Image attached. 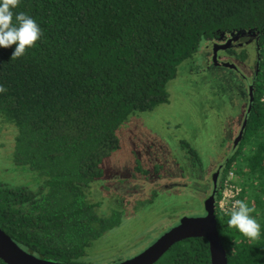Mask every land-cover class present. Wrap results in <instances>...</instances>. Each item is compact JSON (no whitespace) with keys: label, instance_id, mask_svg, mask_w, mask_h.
I'll use <instances>...</instances> for the list:
<instances>
[{"label":"trees","instance_id":"1","mask_svg":"<svg viewBox=\"0 0 264 264\" xmlns=\"http://www.w3.org/2000/svg\"><path fill=\"white\" fill-rule=\"evenodd\" d=\"M13 11L31 16L42 36L19 58L15 45L0 48V117L16 126L14 161L35 173L38 188L0 180V227L38 257L84 264L123 221V210L101 214L102 202L89 197L121 147L120 126L169 102V82L202 41L252 30L260 69L243 138L226 159L216 220L229 264H264V0H20ZM182 146L200 160L188 141ZM136 170L147 173L140 163ZM231 172L237 198L261 225L255 241L229 227L230 208L219 205ZM154 264H212L209 241H179Z\"/></svg>","mask_w":264,"mask_h":264},{"label":"rangeland","instance_id":"2","mask_svg":"<svg viewBox=\"0 0 264 264\" xmlns=\"http://www.w3.org/2000/svg\"><path fill=\"white\" fill-rule=\"evenodd\" d=\"M209 42L202 41L198 53L179 66L176 78L168 84V103L151 111L134 112L118 129L121 147L107 158L105 175L92 184L89 197L102 202L101 214L123 210V221L96 241L84 264H115L129 259L153 244L181 217L205 215V194L195 188L194 181L187 183L189 173L182 172L186 171L184 157H188L182 142L188 141L202 162L213 164L210 169L215 171L236 150L234 140L245 119L241 103L244 101L247 108L250 101L243 83L233 80L234 72L207 61L212 50ZM245 50L253 67L255 41ZM223 54L226 57V52ZM250 81H245L246 87ZM15 131V125L0 117V180L37 189L35 173L14 161ZM140 159L147 173L136 170ZM227 187L225 184L223 195H227L224 207L228 209L234 201L231 187ZM233 190L235 193L236 188Z\"/></svg>","mask_w":264,"mask_h":264},{"label":"water","instance_id":"3","mask_svg":"<svg viewBox=\"0 0 264 264\" xmlns=\"http://www.w3.org/2000/svg\"><path fill=\"white\" fill-rule=\"evenodd\" d=\"M258 36L256 31L240 30L232 32L231 37L225 44H214V62H217V52L220 48H229L230 43L240 38V36ZM224 66H235L234 63L225 62ZM253 86L250 87L251 100L248 111L251 110V102L254 99L252 93ZM247 114L241 127L239 135L234 140L237 148L241 142L247 125ZM231 156V155H229ZM213 193L204 201L206 213L203 216H183L178 224L162 234L153 244L139 254L120 261L115 264H154L156 263L175 243L191 237H204L209 241L212 264H229L227 250L224 247L216 220V201L218 190L215 179ZM217 186V187H216ZM0 258L7 264H65L54 260L38 257L21 247L6 231L0 227Z\"/></svg>","mask_w":264,"mask_h":264},{"label":"flooded vegetation","instance_id":"4","mask_svg":"<svg viewBox=\"0 0 264 264\" xmlns=\"http://www.w3.org/2000/svg\"><path fill=\"white\" fill-rule=\"evenodd\" d=\"M226 35H227V37H224L223 39L222 38L221 39L215 38L213 40H209L210 42H209L208 47H210V45H211L212 50H211V56L207 57V61H209V63H212L214 66H218V67L224 66L225 62L234 63L235 66H224V67H226L227 69H230V71L235 73L233 76V80L238 81V82L241 81L243 83V85L245 86V88L243 86L244 92L246 91L245 93H247V90H248L249 95H250L249 99L251 100V91H250L251 89H250V87L253 86L252 93L254 94V80H255V78L259 72V69H260L261 57H260V48L258 45V43H259L258 42L259 41L258 36H252V35L240 36L239 39L234 40L233 42L230 43L229 48H220L217 52V62L216 61L214 62V49H213L214 44L217 43V44L221 45V44L227 43L228 39L231 37V33L225 34V36ZM242 38H246V39L243 40ZM252 40L255 41V58H256L255 59L256 61H255V64L253 67H251V65H249V63H248L249 55H247V57L245 59H242L239 56V54L243 53V51H246L245 47H247V45H249L250 41H252ZM238 48H241L242 51L236 52V49H238ZM223 52H226L227 58H231V56L229 55V54H231L232 55L231 60L230 59L227 60V58L224 57ZM247 79H251V81L248 84V86L246 87L245 81ZM239 91H240V89H239ZM243 95L245 96V94L242 93L241 96H243ZM249 105H250V101H249ZM249 107L250 106H248L246 108V103L244 101L241 103V108H242L241 115L242 116L245 114V117H246V113L248 112ZM186 151L188 152V150H186ZM187 155H188V157H184V163L182 165V166L186 167V171L182 170V172L184 171L185 173H189L187 183L194 181L195 182V188H198V191L205 194V199H206L214 191V188L216 185L215 179L217 181V186H220V180H221L222 175H223V170H224L226 161H225V163L219 164V166L216 168L215 171L214 170L212 171L210 169V165H213V164L203 163L201 160V157H200V160H196V159H194V157L189 152ZM185 156H186V154H185ZM211 160H213V158H211ZM141 162H142V160L140 159V166L143 168ZM137 166H138V163L136 164V167ZM163 167H166V166L164 165ZM211 184H212V186H211ZM209 190H211V191H209ZM205 199H204V201H205Z\"/></svg>","mask_w":264,"mask_h":264},{"label":"clouds","instance_id":"5","mask_svg":"<svg viewBox=\"0 0 264 264\" xmlns=\"http://www.w3.org/2000/svg\"><path fill=\"white\" fill-rule=\"evenodd\" d=\"M20 0H0V48L15 45L12 58L23 56L26 49L33 47L42 36L39 24L24 12H14ZM15 17V22H13ZM5 91L0 86V92ZM255 211L243 200H236L228 212V226L236 229L249 240L261 235V225L252 215Z\"/></svg>","mask_w":264,"mask_h":264},{"label":"built area","instance_id":"6","mask_svg":"<svg viewBox=\"0 0 264 264\" xmlns=\"http://www.w3.org/2000/svg\"><path fill=\"white\" fill-rule=\"evenodd\" d=\"M231 180H235V175H234V173L233 172H231L230 173V175H229V177H228V179H227V181H226V186L228 185V187L227 188H229V187H231V196H232V200L235 202L236 200H239L238 198H237V195L239 194V191H240V189H239V187L235 184V183H233V182H231ZM233 188H236V190H235V193H233L234 192V190H233ZM221 201V200H220ZM227 203V195H223L222 196V201H221V208H223V209H227V208H225L224 207V205ZM231 208V207H230Z\"/></svg>","mask_w":264,"mask_h":264}]
</instances>
